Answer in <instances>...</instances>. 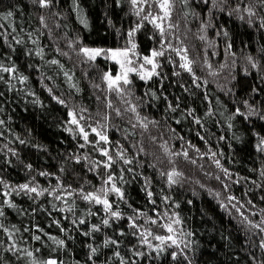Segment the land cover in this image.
<instances>
[{
  "label": "trees",
  "instance_id": "1",
  "mask_svg": "<svg viewBox=\"0 0 264 264\" xmlns=\"http://www.w3.org/2000/svg\"><path fill=\"white\" fill-rule=\"evenodd\" d=\"M220 1L212 2L215 9L220 8L218 18L217 15L213 18L216 25L218 21L220 22V25L216 27V35L219 34L226 44H231L230 53L235 64H241L244 74L241 77H238V73L233 74L235 65L232 61L226 63L222 59L221 64L220 62L211 64L208 71L211 75H218L214 80L215 83L220 84L224 80L226 86L222 88L229 97H233L230 93L231 87L236 93L238 91L239 105L254 101L257 111L264 114V43L262 39L264 29L244 12L247 6L246 0H222V3ZM94 4L96 18L106 26L107 32L118 42L125 41L126 37L122 35L125 29H122L121 24L123 19L128 20L133 13L128 1L125 0V6L119 16L114 15V0H94ZM258 4L262 8V4L259 2ZM237 7L240 9L239 12L234 11ZM9 11L13 13L11 17L6 16ZM41 16L44 17L43 24L40 20ZM241 16L244 19H240ZM249 20H251L250 23ZM0 25H2L0 27V34H2L0 35V64L16 69L15 75L0 72L2 77L0 79V120L4 121L0 125V180L4 182L0 184V193H10L8 196L0 194V210L4 212V216L0 217V223L9 229L14 226L19 230L14 233L12 241H9L8 236L0 231V241L5 247L14 242L21 249L27 248L33 251L38 262L50 258L47 245L49 234L41 226L40 218L57 200L49 194L54 189L49 176L41 175V173L56 172L57 168L63 169L66 177L71 180V188L77 190L83 188L85 191L94 192L102 184L99 173L105 172L103 168H100L99 172H93L88 170L89 165L83 159L79 163L76 162V157H83L85 154L92 161L104 159L91 145L79 147L84 142L79 136L78 129L70 123L69 111L79 112L80 109H87L82 114L89 121L94 125H97V122L106 125L107 135L112 142L106 146L123 150L126 158L132 159V163L128 165L122 162L113 165L116 176L119 177L122 174L126 181L122 183L124 193L125 185L129 183L137 184L140 191H144L143 178L147 177L151 182L150 190L157 196L155 207L161 213L168 212L170 215L176 213L182 220V225L175 227L184 233L177 238L178 242H181L183 254H179L181 249L180 251L174 249L178 253L175 260L171 258L175 264H210L212 257H215V263H223L227 257H230L227 254L230 248L234 249L246 264H264V249L259 247L264 241V234L258 228L254 234L249 230L252 224L244 219L237 224L221 200L224 194L221 192L218 194L216 189L211 190L203 183L202 171L205 163L216 164L215 161L219 159L221 164L222 157L217 151L218 134L210 132L202 120L200 124L195 123L193 117L197 118L196 113L191 109L190 100L185 94V89L189 86V77L186 71L179 68V60L175 53L167 51L165 57L160 59L162 68L158 71L164 77L162 81L167 86V94L162 95L161 104L158 101L154 102L152 109L145 102L153 100L142 99L144 102H140L141 105L137 108L143 117V122L136 124L137 122H134L129 113L122 108L119 97L116 98L113 92L107 90V84L103 80L105 71L101 65L95 61H88L79 52L83 46L81 32L65 0H53V7L49 9L39 8L32 0H0ZM148 26L152 25H144L138 31L139 34L142 35L143 30ZM224 32H227V36ZM52 54L59 56V64L63 65V68L59 65H55L51 70L46 68L45 60L47 61ZM252 62L257 65L255 68ZM65 72L72 76L70 81L64 75ZM176 72L180 75H174ZM231 74L235 75L237 81L236 78L233 81ZM22 77L25 78L23 83L20 82ZM228 83L230 88L227 86ZM97 85L99 87H96ZM133 85L134 81L130 86L131 91ZM178 95L182 98L181 103L186 106L183 113L191 122L198 141L192 143L198 145L207 142L209 144V146L205 144L204 151L200 152L190 143L191 140L184 138L188 147L190 148L189 145H191L195 151L187 158L183 155L184 151L176 155L174 148H168L167 151L159 148L160 140L155 139L148 132V128L153 124L157 127L159 125L162 132L160 127L163 123L162 118L167 114L169 103L173 102V106L177 107ZM53 97L65 103H58ZM108 101H111V108L106 106ZM115 109H119L121 115L117 116ZM189 111H192L193 115H189ZM105 114L108 116L107 120L102 119ZM259 120L249 117L248 127H244V132L249 138L254 136L257 140L262 136L264 120L260 118ZM66 134L74 139L75 149L69 150L66 147L67 141L64 142L65 146L58 147V138L60 136L67 138ZM174 135L182 138L175 131ZM89 139L97 138L94 134H90ZM100 146L105 145H98ZM13 152L16 154L13 155ZM200 156L198 165L196 157ZM261 159L264 163L260 155L259 158L258 155H250L247 158L252 169L256 170L260 166ZM46 161L52 168L46 167ZM27 165H31V168L29 169ZM128 168H132L133 172H128ZM121 169H124L123 173ZM173 170L181 175L175 177L177 181L175 184L169 185L167 177L161 176L160 173ZM24 183L36 186L38 190L47 188L48 192L42 196H35L11 191ZM117 184L121 186L119 180ZM165 196L168 197L167 203L164 202ZM72 199L77 198L72 197ZM5 200L11 201L15 207H8L3 203ZM176 204L179 207H176ZM123 213L126 226L130 231L128 217L134 216L135 213L133 209L125 210ZM136 222L147 226L156 234L162 233L160 227L145 224L142 217ZM259 224L264 227L261 223ZM37 228L43 231L38 232ZM187 233L192 235L189 236ZM34 235H40L41 241H35ZM185 244L188 245L187 248ZM37 248L40 249L38 253L35 252ZM17 255L20 259L16 258ZM31 260L32 258L22 252L13 254L0 248V264H31Z\"/></svg>",
  "mask_w": 264,
  "mask_h": 264
},
{
  "label": "rangeland",
  "instance_id": "2",
  "mask_svg": "<svg viewBox=\"0 0 264 264\" xmlns=\"http://www.w3.org/2000/svg\"><path fill=\"white\" fill-rule=\"evenodd\" d=\"M212 2H214V0H209L208 3H204L203 0H189L187 6L177 2L173 11L172 22L178 25V27L172 29L171 32L167 34L166 39L171 42L173 47L187 49L188 59L193 61V71L195 75L200 78L197 83L201 86L199 88L196 87L193 83L192 76L185 72L189 77V86L186 87L187 91L185 94H187L186 96L190 100L191 109L194 110L197 118L204 121L210 132L212 131L218 134L219 147L217 151L222 157L220 164L221 168L217 167L216 164L211 163L208 165L205 163L206 168L203 166L204 169L202 171L203 183L211 190L215 191L216 189L218 194L219 192L224 194L221 196L223 199H220L225 204L231 218L236 221L237 224L241 219L246 220L249 224H259L264 220V175H261V173L264 172V163L261 159L259 164L262 167L259 166L257 170L252 169L247 158L250 155H258L259 158L260 155L261 158L264 159V151L259 150L260 141L264 140V132L261 134L262 136H260V139L257 140L254 139V136L249 138V136L245 134L244 127H248L247 121L249 119L246 120L244 116L234 115V113L237 108L243 113H245V111L249 113L252 107L256 109L254 101L247 102V105L245 102L239 105L237 97H239L240 94L238 91L236 93L232 87L230 88L228 83L227 86L230 88L231 96H233L229 97V94H226L225 90L222 88V86H226L224 80H222L220 84L215 83L214 80H216L218 75H211V72L208 71L211 64L219 63L222 59L226 63H231L232 61L235 65L233 74L236 75L238 73V77L244 74L241 64H235L233 56L230 53L231 50L227 47L228 44L221 40L219 34L216 35V27L220 25V22L218 21L216 25L213 18L215 15H217L218 18L220 8L218 7V9H215ZM246 3L247 6H251L256 12V16L251 18L260 28L264 29V27L260 26L261 22L264 21V5L260 8L257 0H246ZM65 4L71 11L73 19L80 29L83 47L108 50L128 46L127 39L121 42L113 39L110 33L107 32L106 26L101 24V21L96 18L97 14L94 0H75V3L73 0H65ZM124 4L125 0H121L120 5L117 6L116 0H114V15L119 16L120 11L123 10L125 6ZM131 9L132 6L130 5V10ZM132 12V15L126 20L127 22L123 19V24H121L122 29H125V32L122 33L124 37H126L125 35H127L129 29L135 27V22H142L144 25H149L146 21H139L133 9ZM142 35L137 32L135 36V42L137 43L136 52L138 55L134 59L137 67H139L142 62L140 57L148 56L154 47L158 48L159 44L157 42L161 40V37L156 34V30L153 26H148V28L143 30ZM262 39L264 43V38ZM177 58L179 64L182 63L178 56ZM53 59L59 61V56L57 54H52L48 57L47 61L45 60V65L48 70L53 69L55 66L50 63ZM95 62L101 65L105 73L108 72L114 76L119 71V66L113 60L106 58L103 54L98 56ZM221 62L219 64H221ZM145 68L148 69L150 66L146 65ZM176 68L177 67H175V69ZM180 69L185 71L182 68ZM158 70L159 69H157V71ZM233 74H231L230 77H233V81H235L236 77L235 75L233 76ZM130 79L134 81L133 90L130 94L126 92L123 97L117 95L115 92H113V94L116 98L119 97L123 105L122 108L126 113H129L132 117L131 119L137 122L136 124H140V122H143V117L138 111L137 106L141 105L140 102H144L142 99L153 100H146L147 102H145L150 109L153 108L154 102L156 103L158 101V103L161 104L163 99L162 95L165 96V94H167V86L165 82L155 76L147 82L140 80L135 74H131ZM258 85L260 84L258 83ZM153 93L155 94L154 96ZM131 94H133V97H131ZM159 95H161V97H159ZM177 98L179 107H174L172 102V107L176 110L172 111L167 108V114L162 118L163 123L160 121V123H162L160 124L162 132L160 131L159 125L157 127L154 124L148 128V132L155 139L160 140V142H158L159 148L165 149V151H167L168 148H174L175 152H177L176 155L182 153V151H188L187 156H190L192 155L191 153L195 151H193L191 145H189L191 149L188 147V143L185 142L184 138L189 139V141L191 140L190 143L198 141L191 127V122L183 113L186 106L181 103L182 98L180 95H178ZM128 102L136 107L135 112L125 110L130 108ZM236 105H238V107ZM209 112H211V115L208 114ZM250 117H254V120H259V116L252 115ZM70 119L71 117H69V120ZM259 121L261 122V120ZM80 123L81 125L91 124L92 126H97L88 119L82 120ZM172 127L175 130H173ZM86 130L88 131L90 128L86 127ZM174 131L179 133L183 139L175 137ZM66 136L68 139L64 136L58 138V147L62 145L65 146L64 142L67 141L66 147L69 150L75 149L76 143L74 139L69 134H66ZM205 144L209 146L207 142H205ZM205 144L193 145L201 152L204 151ZM196 158V162L199 165L201 156ZM46 167L52 168L51 164L47 161ZM222 169H226L227 173ZM48 173L50 174L48 176L54 185V189L57 188L58 184L64 187L70 186L71 180L66 177V172L63 169L57 168L56 172L49 171ZM101 185H99L94 192L97 191ZM125 188L126 201L124 202L119 201L117 197L112 194L108 196L110 201L116 202L114 203V210H118L122 215V218L119 220H110L111 227H106L102 224V220L107 217L101 206L89 205L77 196H73L77 199H72L71 197L67 204L62 201L56 204L57 200L54 204L55 208H53L52 205L42 218H40V224L45 229V232L49 234V237H54L55 240H63L65 242L64 246H59L53 239L49 238L47 244L49 247V257L56 259L58 262L62 261L63 264H92V261L88 258L90 251L88 246L92 245L97 248V252L93 257L96 264H120L119 258L113 255L114 251H119L120 256L124 257L128 264H131L133 259L138 260V264H175L171 259V254H169L176 249L173 247H167L166 251L159 255L152 252V256L156 257L155 259H149L147 256L141 259L132 255L130 249L133 245H138L139 242L131 235V232L134 230L131 229L130 232L127 228L123 212L128 209H137L146 213L147 216H154V205L149 203L145 191H140V187H138L137 184L129 183L125 185ZM74 189L77 190L76 188ZM142 194H144V197H142ZM55 195H61V193L57 191ZM229 197H235V199L230 200ZM156 198L157 196L153 194L152 199L156 200ZM116 204L119 205L118 208ZM69 205L73 208L71 212L68 211ZM61 208H63L64 211H60L59 209ZM89 209L92 213L96 214L90 215L88 212ZM237 209H239V211H237ZM155 210L156 212H160L156 207ZM129 214L130 213H128V215ZM141 217L144 218L145 221L146 217ZM79 219H84L86 222L84 224H79ZM54 220L59 221V226L53 222ZM74 220H76L77 223H73ZM93 225L99 226L100 231L92 232L90 236L83 235L84 232H90ZM262 225L264 226V224ZM144 228L148 227L144 226ZM61 229H65V231ZM160 229H162L160 235H168L163 228ZM249 230L253 231L255 234L256 228L251 226ZM120 231L125 232L126 235L120 236ZM178 237L179 234H177V238ZM109 238L118 240L120 242L119 247L115 248L112 245L107 247L104 246V241ZM151 242L154 245L159 243L155 240ZM137 250L151 252L150 249L145 248H138ZM228 250L229 252L227 251V254L230 257H227L225 262L215 263V257H212L210 259V264H246L234 249L230 248Z\"/></svg>",
  "mask_w": 264,
  "mask_h": 264
},
{
  "label": "snow or ice",
  "instance_id": "3",
  "mask_svg": "<svg viewBox=\"0 0 264 264\" xmlns=\"http://www.w3.org/2000/svg\"><path fill=\"white\" fill-rule=\"evenodd\" d=\"M32 2L37 5L41 9H49L53 7V0H32ZM75 3V0H73ZM179 2L182 5L187 6L189 3V0H128V3L132 6V9L134 10L135 15L138 17L139 21H146L148 24H151L153 28L156 30V34L161 37V40L157 43L159 44L158 48H153L150 51V54L148 56L140 57L141 63L139 67L136 66L135 57H137V43L135 42V36L137 32L144 27V24L142 22H137L135 27L128 30L126 39H127V47L124 48H118V49H99V48H89V47H81L79 49V52L83 54V56L88 61H95L98 56H101L102 54L108 58L113 60L118 66L119 71L116 75H112L111 73L106 72L103 76V80L107 84V90L109 92H115L117 95L123 97L125 93L131 92L130 86L132 85L133 81L130 79L131 74H135L139 77L140 80L147 82L148 80H151L154 76L159 77L161 80H163V76L161 75V72L157 71V69L162 68V65L160 63V59L165 57V53L167 51L175 52L176 55L180 58L182 63L179 64V67L184 69L189 75L193 78V83L196 87H200L201 85L197 83V81L200 79L197 77L193 71L192 63L193 61L188 59L187 56V49L185 48H177L173 47L171 42L166 39V36L168 33L171 32L172 29L178 27V25L174 24L172 22V15L173 11L175 9L176 3ZM204 3H208L209 0H203ZM258 2L262 5H264V0H258ZM121 3V0H116L117 6H119ZM215 6V5H214ZM78 7V6H77ZM234 11L239 12L240 9L237 7L234 9ZM244 12L249 16V18L256 16V12L253 10L251 6H246L244 8ZM143 14V15H142ZM13 13L11 11L7 12L6 16L11 17ZM240 19H244L243 16L240 17ZM41 23H44V17H40ZM251 20H249V23ZM167 25V27H166ZM261 27H264V21L260 24ZM2 27V25H0ZM2 35V34H0ZM31 36V34H29ZM224 35L227 36V32H224ZM154 38V37H150ZM35 42V41H34ZM17 43H20V41H17ZM166 45V46H165ZM71 46V45H70ZM228 49L231 48V44H229ZM38 55L40 53H37ZM169 62L170 58H169ZM251 62V59H250ZM53 65H59L61 68H63V65L59 64V61L56 59H53L50 61ZM150 66V68L146 69L145 66ZM253 68H255L257 65L252 62ZM0 72L4 73H11L13 75L16 74V69L14 67H6L3 64H0ZM64 75L67 77V79L70 81L72 79V76L69 75L68 72H65ZM174 75L179 76L180 73L176 72ZM2 79V77H0ZM25 78H21L20 82L23 83ZM183 87V85H181ZM96 87H99L98 85ZM187 91V89H185ZM49 91H51L49 89ZM155 94L153 93V96ZM53 99H56L58 103L64 104L65 102L63 100H60L57 97H53ZM107 99V98H106ZM127 102V101H126ZM130 104V102H128ZM247 105V102H245ZM107 107L111 108L112 104L111 101L107 102ZM169 109L172 111H175L176 109L172 107V105L169 103L168 105ZM177 107L179 105L177 104ZM126 111L130 110L132 112L136 111V107L134 105L130 104L129 109H125ZM87 111V109H80L79 112H76L75 110L70 111L68 115L71 117L70 123L75 126L76 129L79 131V136L83 140L84 143L80 144V148H84L86 145H91L96 151H98L99 155L104 157L103 160H96L92 161L87 154H85L83 157H76V162H81V159H83L88 165V170L93 172H99L100 168H103L105 170L104 173H99L102 179V185L101 187L93 192V191H85L83 188H80L78 190H72L71 186H61L57 185L56 189H53L50 195H53L54 198L58 201H62L63 203L67 204L68 200L73 197L77 196L84 202H86L89 205H99L103 208V211L106 214L107 218H104L102 220V224L106 227H111L110 220H119L122 218L121 213L118 210H114V203L115 201H110L108 199V196L110 194L117 197L119 201H126L125 193L122 188V183H125L123 175L121 174L119 177L116 176V173L113 171V165L117 162H122L124 165H128L132 163V159L126 158L125 152L123 150H116L115 147L109 148L106 145L111 144L112 142L109 140V137L107 135L106 131V125H101L99 122H97V126H92L91 124L88 125H81L80 121L88 119L85 117L82 113ZM116 115H121V112L119 109H115ZM189 115H193L192 111H189ZM211 115V112L208 113ZM234 115H242L247 120L250 116L256 115L259 116L260 119L264 120V114H261L258 112L254 107L251 108V111L249 113H243L240 111L239 108L236 109V112ZM194 118L195 123L200 124L201 120L198 118ZM103 120H107L108 116L105 114L102 117ZM179 122V121H178ZM4 121L0 120V125H2ZM231 126V125H230ZM87 128H90L91 132L86 130ZM90 134H94V136L97 138L95 140H90L89 136ZM20 143H24V141H20ZM98 145H105L100 146ZM260 151H264V140L260 141L259 146ZM16 153L13 152V155ZM183 155L185 158H187V152H184ZM215 155V153H213ZM217 167H221L219 160L215 161ZM27 167L30 169L31 165H27ZM227 173L226 169H222ZM124 169H121V173H123ZM128 172H133L132 168L127 169ZM41 175L48 176L49 173H41ZM161 176L167 177V183L169 185L175 184L177 181L175 180V177L181 175L180 173L176 171L164 173H160ZM261 175H264V172L261 173ZM106 177V178H105ZM145 180L144 185V191L146 193V196L149 199V203L154 205L153 212L154 216H147L146 213L141 212L140 210L133 209V212L135 213L134 216L128 217L129 219V228L134 230L131 232V235L135 237L138 240V245H133L130 249L132 251V255L134 257L138 258H144L148 257L149 259H155L156 257L152 256V252L157 253V255L164 253L166 251L167 247H173L176 249H181V242H178L177 234L183 235L182 230H178L175 226L182 225V220L179 218L178 214L173 213L169 214L168 212H156L155 206L156 201L152 199L153 192L149 190L150 187V179L147 177L143 178ZM117 180L121 182V186H118ZM4 182L0 180V184H3ZM11 191H16L17 194L20 192L26 193V194H34L35 196H42L45 192H48V189L45 188L43 190H38L36 186H30L29 183H24L18 186L17 189H12ZM59 191L61 195H55V193ZM2 195L8 196L9 192H3L0 193ZM229 199H235V197H229ZM164 202H168V197H164ZM3 203L7 204L8 207L14 208L15 204H13L9 200L3 201ZM74 203V201H73ZM190 203V202H189ZM176 207H179L178 204L175 205ZM116 207L118 208L119 205L116 204ZM53 208H55V205H53ZM60 211H64L63 208L59 209ZM68 211H73V208L71 205L68 206ZM239 211V209H237ZM90 215H95L96 213H92L91 210H88ZM4 216L3 210H0V217ZM141 216L146 217L144 223L149 224L152 226L163 228L168 235H160L154 233L150 228H144L143 225L137 224V220L140 219ZM59 226V221H53ZM86 221L84 219H79V224H84ZM73 223H77L76 220L73 221ZM261 224H264V220L261 221ZM253 228H258L261 233H264V227H261L260 224L252 223L251 225ZM62 231H65V229H61ZM0 231H3L7 236L9 241L13 240L14 233L16 231H19L18 229H15L13 226L12 229H9L5 227L2 223H0ZM25 231H29V229H25ZM36 231L42 232V229L37 228ZM100 227L97 225H93L90 232H84L83 235L90 236L92 232H99ZM47 235V234H45ZM120 236L126 235L125 232L120 231ZM187 235H192L191 233H187ZM50 239H53L56 244L59 246H64L63 240H55L54 237H49ZM33 239L35 241H41L40 235H34ZM155 240L159 243L154 245L151 241ZM119 241L116 239H107L104 241V246L112 245L115 248L119 247ZM89 260L92 261V264H96L93 257L95 256L97 252V248L93 247L92 245H89ZM188 245L185 244V248H187ZM261 249H264V241H262L259 245ZM0 248H3L4 251L12 252L13 254L22 252L27 257L32 258L31 264H63L62 261L58 262L56 259H46L39 261L35 257V254L33 251H29L27 248L21 249L18 247L16 243H11L9 246L5 247L3 242L0 241ZM138 248H145L150 249L149 251H139ZM40 251L39 248L35 250L36 253ZM179 254H183V249H181ZM114 256L119 258L120 264H128V262L125 260L124 257L120 256L119 251H114ZM178 253L173 252L171 253L172 259L175 260L177 258ZM17 259H20V256H16ZM131 264H138V260L133 259L131 261Z\"/></svg>",
  "mask_w": 264,
  "mask_h": 264
}]
</instances>
